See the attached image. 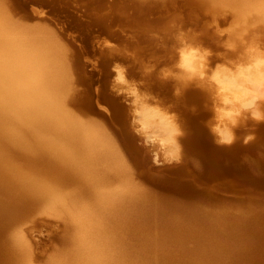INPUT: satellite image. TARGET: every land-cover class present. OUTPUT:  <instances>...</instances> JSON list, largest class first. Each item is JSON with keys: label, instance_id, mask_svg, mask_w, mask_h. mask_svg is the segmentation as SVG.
Wrapping results in <instances>:
<instances>
[{"label": "bare ground", "instance_id": "obj_1", "mask_svg": "<svg viewBox=\"0 0 264 264\" xmlns=\"http://www.w3.org/2000/svg\"><path fill=\"white\" fill-rule=\"evenodd\" d=\"M192 1L203 9H227L239 23L250 16L264 22V0ZM68 3L46 0L44 15L53 25L46 23V28V17L44 25L36 23L40 27L11 22L0 3V264H37L26 235L17 228L22 213L33 207L64 224L62 248L43 264H264V208H246L253 209L249 217L240 206L227 211L158 199L140 185L141 177L182 192L191 191L192 185L173 181L169 174L178 168L159 160L153 148L157 154L152 161L153 152L144 150L139 138L132 139L135 134L121 113L111 118L117 138L100 127L105 124L81 120L77 110L93 108L94 97L108 95L104 82L108 57L123 58L107 39L114 36L112 26L119 15L93 9L77 16ZM253 54L255 62L245 70L216 76L219 87L242 97L247 91L242 82L264 83V63ZM87 57L92 60L90 68ZM96 73L99 78H94ZM178 75L179 79L171 75L165 79L163 73L150 72L146 78L167 94L168 103L181 99L183 160L190 156L198 173L210 182L220 176L219 155L225 148L210 142L194 113L196 107L188 105L190 97L211 103L213 88L200 80L193 81L199 87L192 88L185 73ZM97 80L101 83L93 89ZM176 89L179 95H174ZM120 107L117 111L130 110ZM194 179L199 181L196 175Z\"/></svg>", "mask_w": 264, "mask_h": 264}, {"label": "rangeland", "instance_id": "obj_2", "mask_svg": "<svg viewBox=\"0 0 264 264\" xmlns=\"http://www.w3.org/2000/svg\"><path fill=\"white\" fill-rule=\"evenodd\" d=\"M14 1L11 0V3H14L12 5L17 4L11 6V3H9L10 0H0V3H2L8 12L6 15L11 17L9 18L12 20L11 22H18L20 26L21 24L22 26L26 24H30L29 26L35 24L36 26V23L40 25V21L42 22L43 20L42 18L45 19L47 16L46 14L44 15V11H47V6L43 5V3L38 0ZM20 2L21 5L19 4ZM68 4L67 7L69 10L71 12L73 11L77 16H79L80 12L82 13L83 10L90 12L93 11V9L111 16L112 14L119 15V19L114 21L112 26L114 36L108 35L107 39L111 41L112 46L123 54V58L113 61L108 57L110 64H108V69H106L104 75V78L107 77V80H104V82L107 84L105 86V92L108 95L103 97V95L100 94V97H96V99L94 97V104L92 103L94 105L93 108L88 107V109L85 110L80 108V110L76 112H79V115H81L80 117L84 118L81 119L82 121L86 120V122L84 121L85 123H88V120L90 123L92 119L95 122L97 121L96 124H105L104 128L103 125H100V127L102 126L101 128L104 130L107 127L106 133L110 130L108 134L110 136L113 134L111 136L112 138L119 137L118 133L114 132V129H112L114 124H112L111 118H113L114 115L121 113V115L128 120H124L126 122L125 125L128 126V129L131 127L130 110L127 113L126 110L123 109L126 114L123 110L117 111L120 106L122 107L124 105L125 108L128 106L124 102L125 99L123 100V96L121 95L120 97L117 96V94L114 95L113 89L111 90L112 92L109 91L114 76L112 71L114 64L118 63L127 69L126 76L130 81L142 82V91L153 93L159 97L164 106H170V110L178 115L179 123L181 124L184 118L182 115L181 99L178 98L173 104H171V102L168 103V101H165L167 94L151 86V82L146 77L147 73L150 72H171L177 74L179 71L176 69L175 65L179 59L178 49L185 45L197 47L203 59L198 61L199 74L192 80V88L199 87L193 82L196 80H200L204 85L211 86L213 88L210 94L211 103L208 104L205 99L199 98L197 100L190 97L188 108L196 107L194 113L199 114L198 120L202 126L201 128L210 136V142L213 143V138L208 128L205 126V123L211 122V109L214 105L219 104L221 95L229 94L228 89L219 87L216 76L223 73L237 74L239 70H245L249 65L255 62L253 53L257 55L256 60L264 63V22L256 21L252 16H250V19L246 18L244 23H239L227 9L217 11L203 9L192 0L186 2L183 0H139L138 2H134L133 0H69ZM16 7L17 9H21L17 10ZM41 7L42 9H40ZM120 8L123 10L122 13L120 12L122 11ZM37 11L38 15L36 14L35 16H41V18H36L34 16L35 13L33 14V12ZM30 15L33 18H31ZM48 17L44 20L45 25L44 22H42L45 27L42 26V24L41 27L46 28V23L53 27L52 24L50 25V19V22H47ZM39 25L37 26L40 27ZM94 33L92 35H94ZM107 34L108 30H106L104 35ZM89 39V47L93 49L94 44H92L91 36H89ZM95 46H97V44ZM204 50H207V53H205ZM87 58L84 60H86L87 67L90 68L92 67V60L91 58ZM95 77L99 78L100 76L96 73L94 75V78ZM100 83L101 80L94 81L92 88ZM242 83L241 85L245 84L247 91L245 93L246 96L242 95L241 98L264 93V83L262 82L258 84ZM222 89L223 91H221ZM111 93H113L115 98ZM109 98L111 101L115 100V104L118 102L119 106L118 104L115 105L114 101L113 104L115 106L113 104L111 105L112 102L110 100L108 101ZM212 101L214 103L216 102V104H212ZM258 106L264 109V99L258 102ZM115 107H117L116 110ZM109 108L113 110L112 113ZM245 115L247 116V114ZM192 117L197 118L195 114ZM125 131H127L131 137L132 134L127 128ZM109 132H111V134ZM112 132H114L115 135ZM248 136H251V139H247ZM136 137L137 136L134 135L132 139L135 138L134 140L137 142L140 138ZM139 141L138 143L141 144V140ZM214 145L219 147L215 143ZM231 147L235 150L228 152L230 149L232 150ZM219 148H225L226 151H223L219 155L220 176L210 182L205 180L204 176L198 173L196 167L191 163L192 158L190 156L188 160L184 158V162V150L182 153V162L173 163V167L178 168V170L180 169V171H174V168H172V172L169 175L172 177L173 181L190 182L193 191L182 192L177 189H171V187H168L170 185L168 183L161 184L150 181L144 177H141L138 181L142 187L149 190L148 192H150L152 196H157L156 198L161 200H171L179 204H196L205 207L211 206V208L214 207V209H216V206H221V208L227 211L235 210L240 206L241 210H243L242 212L245 213L246 216H249L250 213L248 212L253 210L250 209L247 211L246 208H255V211L258 208H264V122L258 123L248 117L247 122H242L241 127L236 130L235 142L230 146H220ZM147 149L148 148H146V150ZM153 149L150 148L149 151L153 153H149L151 158L153 157L152 161L155 162L154 154L159 152L155 150L157 152L155 153ZM158 158L166 162L160 153L158 154ZM230 166L232 171H228ZM195 175L198 177L199 181L194 179ZM33 208L24 212V215L22 213L24 219L21 220L19 218L21 222L19 220V223L16 224L17 228L20 227L18 229L22 230L26 235L33 261L37 264H43L53 253L62 248L64 224H62L63 222L61 219L58 220L49 213L43 214V212H45L43 209L41 213L40 207H38V209L41 214L36 213L37 207ZM31 210H33V212ZM28 214L29 216L25 217V215L27 216ZM47 214L49 216H47Z\"/></svg>", "mask_w": 264, "mask_h": 264}, {"label": "clouds", "instance_id": "obj_3", "mask_svg": "<svg viewBox=\"0 0 264 264\" xmlns=\"http://www.w3.org/2000/svg\"><path fill=\"white\" fill-rule=\"evenodd\" d=\"M199 51L192 45L178 49L179 59L175 67L179 72L186 74L184 78L189 82L199 74L198 61L203 59ZM204 51L207 53V50ZM112 71L114 73L112 89L117 95L125 98L124 102L130 108V126L133 133L140 138L142 146L154 148L169 164L181 163L183 153L181 140L186 136V132L179 123L178 115L170 110V106H164L159 97L151 92L142 91V82L130 81L124 66L114 64ZM170 75L176 79L180 78L178 73L170 72H164L162 78L167 79ZM179 94V89L174 90V95ZM262 99L264 93L247 98L235 94L221 95L219 104L211 109V122L205 123L213 143L217 146L233 144L236 140V130L241 127L242 122H247L248 117L258 123L264 122V109L258 106ZM247 139H251V136ZM196 162L199 163L198 160Z\"/></svg>", "mask_w": 264, "mask_h": 264}, {"label": "water", "instance_id": "obj_4", "mask_svg": "<svg viewBox=\"0 0 264 264\" xmlns=\"http://www.w3.org/2000/svg\"><path fill=\"white\" fill-rule=\"evenodd\" d=\"M44 1L46 2V0H40V2H42L45 5V2Z\"/></svg>", "mask_w": 264, "mask_h": 264}]
</instances>
